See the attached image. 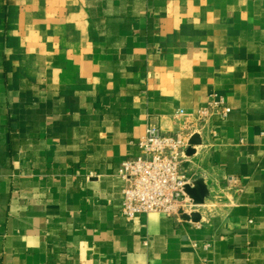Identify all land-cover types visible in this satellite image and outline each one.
Listing matches in <instances>:
<instances>
[{"label":"crops","instance_id":"obj_1","mask_svg":"<svg viewBox=\"0 0 264 264\" xmlns=\"http://www.w3.org/2000/svg\"><path fill=\"white\" fill-rule=\"evenodd\" d=\"M214 93L199 221L124 216L147 127ZM0 264H264V0H0Z\"/></svg>","mask_w":264,"mask_h":264},{"label":"built area","instance_id":"obj_2","mask_svg":"<svg viewBox=\"0 0 264 264\" xmlns=\"http://www.w3.org/2000/svg\"><path fill=\"white\" fill-rule=\"evenodd\" d=\"M231 108L223 97L212 94L208 105L196 111L180 109L175 113L182 122L173 131H164L150 124L138 141V155L121 163L118 174L124 182L122 213L134 218L143 213H164L183 217L197 212L198 206L186 193L185 187L195 179L185 163L194 135L216 115L227 116Z\"/></svg>","mask_w":264,"mask_h":264},{"label":"water","instance_id":"obj_3","mask_svg":"<svg viewBox=\"0 0 264 264\" xmlns=\"http://www.w3.org/2000/svg\"><path fill=\"white\" fill-rule=\"evenodd\" d=\"M201 143L200 135L196 134L191 139L192 145H199ZM195 153L194 148H190L188 150V155L191 156ZM185 191L188 196L196 203L201 204L204 202L207 188L202 178H198L193 185H187L185 187ZM187 220H193L195 222L199 221V214L197 212L192 213L191 215H184L183 216Z\"/></svg>","mask_w":264,"mask_h":264},{"label":"rangeland","instance_id":"obj_4","mask_svg":"<svg viewBox=\"0 0 264 264\" xmlns=\"http://www.w3.org/2000/svg\"><path fill=\"white\" fill-rule=\"evenodd\" d=\"M194 209H198V206H195Z\"/></svg>","mask_w":264,"mask_h":264}]
</instances>
